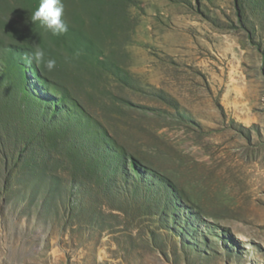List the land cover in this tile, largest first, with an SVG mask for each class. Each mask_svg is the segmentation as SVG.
<instances>
[{
  "label": "rangeland",
  "instance_id": "rangeland-1",
  "mask_svg": "<svg viewBox=\"0 0 264 264\" xmlns=\"http://www.w3.org/2000/svg\"><path fill=\"white\" fill-rule=\"evenodd\" d=\"M39 2L0 0V264H264V0Z\"/></svg>",
  "mask_w": 264,
  "mask_h": 264
},
{
  "label": "clouds",
  "instance_id": "clouds-1",
  "mask_svg": "<svg viewBox=\"0 0 264 264\" xmlns=\"http://www.w3.org/2000/svg\"><path fill=\"white\" fill-rule=\"evenodd\" d=\"M65 12V5L63 0H40L38 8L32 13L31 22H39L40 26L46 31H50L52 35L59 36L67 33L68 25L64 22L63 16ZM35 51L31 59L37 64L43 63L46 70L52 71L56 66L54 59L45 60V52L34 45ZM247 259H251L248 257Z\"/></svg>",
  "mask_w": 264,
  "mask_h": 264
}]
</instances>
